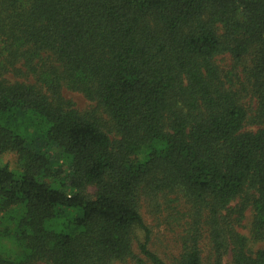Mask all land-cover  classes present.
<instances>
[{
	"label": "trees",
	"instance_id": "16d2710c",
	"mask_svg": "<svg viewBox=\"0 0 264 264\" xmlns=\"http://www.w3.org/2000/svg\"><path fill=\"white\" fill-rule=\"evenodd\" d=\"M7 152L0 264H264V0H0Z\"/></svg>",
	"mask_w": 264,
	"mask_h": 264
},
{
	"label": "rangeland",
	"instance_id": "374dc122",
	"mask_svg": "<svg viewBox=\"0 0 264 264\" xmlns=\"http://www.w3.org/2000/svg\"><path fill=\"white\" fill-rule=\"evenodd\" d=\"M219 63L225 67L228 68V66H230V58L228 55L222 56L220 57ZM65 94L68 97L73 98L78 107H80V109H87L92 105V102L89 101L84 95H82L79 92H71V91H65ZM0 164H9L11 166L12 169H17L18 168V161H17V157L14 153L12 152H7L4 154H0ZM246 224H249V219H247V221H245ZM242 231L245 232L246 234L249 233V227H243ZM226 264H230L229 263V258L226 260Z\"/></svg>",
	"mask_w": 264,
	"mask_h": 264
}]
</instances>
